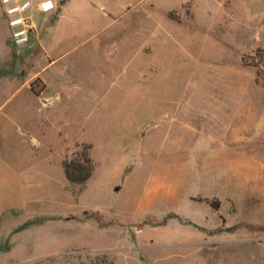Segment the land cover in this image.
<instances>
[{
    "label": "rangeland",
    "instance_id": "1",
    "mask_svg": "<svg viewBox=\"0 0 264 264\" xmlns=\"http://www.w3.org/2000/svg\"><path fill=\"white\" fill-rule=\"evenodd\" d=\"M61 4L20 47L0 5V264H264V0Z\"/></svg>",
    "mask_w": 264,
    "mask_h": 264
},
{
    "label": "built area",
    "instance_id": "2",
    "mask_svg": "<svg viewBox=\"0 0 264 264\" xmlns=\"http://www.w3.org/2000/svg\"><path fill=\"white\" fill-rule=\"evenodd\" d=\"M13 45L29 44L36 27L34 13H48L56 10L59 0H0Z\"/></svg>",
    "mask_w": 264,
    "mask_h": 264
},
{
    "label": "trees",
    "instance_id": "3",
    "mask_svg": "<svg viewBox=\"0 0 264 264\" xmlns=\"http://www.w3.org/2000/svg\"><path fill=\"white\" fill-rule=\"evenodd\" d=\"M241 64L253 69L255 83L264 88V48L257 47L251 53L243 54L241 56ZM38 85L40 89L37 88ZM42 87L44 85L40 78H36L31 83V90L36 95H40L43 90ZM88 148H91V145H88L78 157L65 161L66 177L75 185L83 186L93 174L95 163Z\"/></svg>",
    "mask_w": 264,
    "mask_h": 264
},
{
    "label": "crops",
    "instance_id": "4",
    "mask_svg": "<svg viewBox=\"0 0 264 264\" xmlns=\"http://www.w3.org/2000/svg\"><path fill=\"white\" fill-rule=\"evenodd\" d=\"M60 1V0H59ZM59 6V5H58ZM35 13L39 14V16L42 17V20L40 21V26L44 27L46 25V29L47 28H50L52 27V23H51V19L53 17H60L62 14H63V5L61 4L60 8L58 7L56 10L52 11V12H48V13H42V12H39V11H36ZM46 20V22H44ZM39 25V24H38ZM36 31V29L34 30V32ZM34 32L32 33V35L34 34ZM31 35V36H32ZM55 60L52 59L47 65H46V69L54 62ZM80 84H76L74 85V87H77L78 89L80 88ZM70 89V86H64V88H59L58 91L60 90L61 92H64L66 90H69ZM63 94V93H62ZM62 100V99H61ZM59 101V100H58ZM57 105H58V102H56V105L54 107H51V108H48V107H45L41 110H39V108H37V112H33V114L35 113L36 115L40 114L39 115V118H40V121L44 123V126H42L41 128V137L42 139L46 142V121L47 120H51V116L53 114V111L54 113H58V118H57V121L58 122H62V123H77L78 122V117H79V114H77V109H74V110H68L67 108L63 109L60 107L57 108ZM65 107V106H64ZM62 131L65 134H67V128H66V125H64L62 127ZM69 133H70V128L68 129ZM61 133V132H60ZM65 137V136H64ZM44 142V143H45ZM30 151V154L32 156H36L38 157L39 155H45L46 153V148H43V147H37V148H31L29 149ZM45 152V153H44ZM35 162V161H34ZM38 162L42 163L43 165H46V158L44 159H40L38 158ZM65 165V163H64ZM64 168V171H65V167L63 166ZM66 176V174H65Z\"/></svg>",
    "mask_w": 264,
    "mask_h": 264
},
{
    "label": "water",
    "instance_id": "5",
    "mask_svg": "<svg viewBox=\"0 0 264 264\" xmlns=\"http://www.w3.org/2000/svg\"><path fill=\"white\" fill-rule=\"evenodd\" d=\"M119 187H117V189H118ZM1 250V249H0Z\"/></svg>",
    "mask_w": 264,
    "mask_h": 264
}]
</instances>
